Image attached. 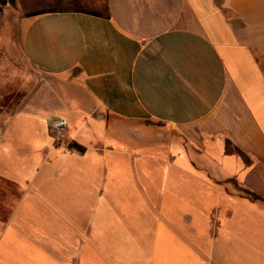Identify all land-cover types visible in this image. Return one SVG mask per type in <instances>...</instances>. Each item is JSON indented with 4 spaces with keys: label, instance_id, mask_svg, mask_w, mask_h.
<instances>
[{
    "label": "crops",
    "instance_id": "crops-1",
    "mask_svg": "<svg viewBox=\"0 0 264 264\" xmlns=\"http://www.w3.org/2000/svg\"><path fill=\"white\" fill-rule=\"evenodd\" d=\"M7 1L0 264H264V0Z\"/></svg>",
    "mask_w": 264,
    "mask_h": 264
},
{
    "label": "rangeland",
    "instance_id": "rangeland-1",
    "mask_svg": "<svg viewBox=\"0 0 264 264\" xmlns=\"http://www.w3.org/2000/svg\"><path fill=\"white\" fill-rule=\"evenodd\" d=\"M16 16L13 7L8 4L0 12V113L12 111L13 102L18 103L25 95L29 93L34 96L39 93L38 85L41 83V75L30 68L22 59L16 42ZM23 121L22 118H16L12 121ZM58 120L55 121V123ZM12 133L25 137L24 129L11 130ZM18 131V134L15 132ZM16 139V138H15ZM18 146L27 144L25 139H17ZM16 143V142H15ZM13 143V144H15ZM13 147V146H12ZM102 184V179H95V185ZM110 184L107 182V185ZM27 186L20 182L19 184H9L8 181L0 179V216L9 217L13 209H3L4 202L9 196L14 194V200L17 202L23 200L27 194ZM20 216V214L15 215Z\"/></svg>",
    "mask_w": 264,
    "mask_h": 264
},
{
    "label": "built area",
    "instance_id": "built-area-1",
    "mask_svg": "<svg viewBox=\"0 0 264 264\" xmlns=\"http://www.w3.org/2000/svg\"><path fill=\"white\" fill-rule=\"evenodd\" d=\"M63 124H64V122H63V120H58L56 123H55V125L57 126V127H61V126H63Z\"/></svg>",
    "mask_w": 264,
    "mask_h": 264
},
{
    "label": "water",
    "instance_id": "water-1",
    "mask_svg": "<svg viewBox=\"0 0 264 264\" xmlns=\"http://www.w3.org/2000/svg\"><path fill=\"white\" fill-rule=\"evenodd\" d=\"M7 5V1L6 0H2L1 1V6H6Z\"/></svg>",
    "mask_w": 264,
    "mask_h": 264
},
{
    "label": "flooded vegetation",
    "instance_id": "flooded-vegetation-1",
    "mask_svg": "<svg viewBox=\"0 0 264 264\" xmlns=\"http://www.w3.org/2000/svg\"><path fill=\"white\" fill-rule=\"evenodd\" d=\"M1 1L2 0H0V12L2 11V8L4 7V6H1ZM7 1V0H6ZM7 5H8V1H7Z\"/></svg>",
    "mask_w": 264,
    "mask_h": 264
}]
</instances>
